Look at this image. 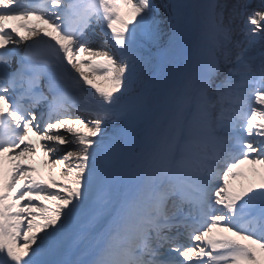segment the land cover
<instances>
[{
  "label": "snow or ice",
  "instance_id": "6c2138e0",
  "mask_svg": "<svg viewBox=\"0 0 264 264\" xmlns=\"http://www.w3.org/2000/svg\"><path fill=\"white\" fill-rule=\"evenodd\" d=\"M38 151L61 181L21 162ZM245 162L264 0H0V264H264Z\"/></svg>",
  "mask_w": 264,
  "mask_h": 264
},
{
  "label": "bare ground",
  "instance_id": "6f19581e",
  "mask_svg": "<svg viewBox=\"0 0 264 264\" xmlns=\"http://www.w3.org/2000/svg\"><path fill=\"white\" fill-rule=\"evenodd\" d=\"M80 57H82L83 61H91L92 60L91 59L92 57H89L88 55L83 54ZM80 67L89 76V78L94 83L97 84L98 87L104 88L106 90H111L112 85L110 84V82L107 79H105L104 77H102L99 74L93 75L92 69H91L89 63H85L84 65L81 64ZM253 168L257 169L258 171H261V168L263 169L264 166H261V165H255L254 166L250 163L245 162L243 165V171H244V177L245 178L251 179L255 175V173H257V172L252 171ZM244 177H240V178H237L235 180H231V184L233 185L235 190H239L242 186L247 187V180ZM56 178L59 179L60 181L63 179L61 177V175L56 176ZM233 181H236L235 182L236 184Z\"/></svg>",
  "mask_w": 264,
  "mask_h": 264
},
{
  "label": "rangeland",
  "instance_id": "374dc122",
  "mask_svg": "<svg viewBox=\"0 0 264 264\" xmlns=\"http://www.w3.org/2000/svg\"><path fill=\"white\" fill-rule=\"evenodd\" d=\"M260 174H264V170H262V168H261V171H258L257 173H255V175L251 179L244 177L247 180V186L249 185L254 186L256 183H258L260 180Z\"/></svg>",
  "mask_w": 264,
  "mask_h": 264
}]
</instances>
